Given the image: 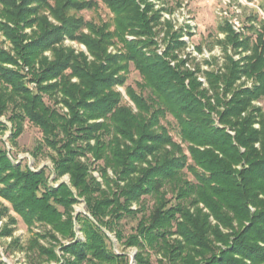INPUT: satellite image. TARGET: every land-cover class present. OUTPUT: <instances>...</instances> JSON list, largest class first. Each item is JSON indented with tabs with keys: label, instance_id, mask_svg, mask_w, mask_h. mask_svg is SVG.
<instances>
[{
	"label": "trees",
	"instance_id": "16d2710c",
	"mask_svg": "<svg viewBox=\"0 0 264 264\" xmlns=\"http://www.w3.org/2000/svg\"><path fill=\"white\" fill-rule=\"evenodd\" d=\"M99 2L110 22L78 15L96 0H0L9 45L0 46V117L10 110L12 140L23 121L37 127L36 151L53 152L54 181L69 178L49 186L44 168L14 164L0 139V199L10 206L0 207V236L14 232L12 211L31 237L10 245L46 264H129L109 247L110 234L135 248L134 264L152 255L157 264H264V19L249 17L238 32L225 21L222 62L202 71L178 58L186 43L182 29L161 21L175 11L164 0ZM131 66L135 88L126 86ZM167 116L179 142L162 124ZM80 201L85 213L74 216ZM126 217L138 218L127 236L117 228ZM36 225L46 230L33 233Z\"/></svg>",
	"mask_w": 264,
	"mask_h": 264
},
{
	"label": "rangeland",
	"instance_id": "374dc122",
	"mask_svg": "<svg viewBox=\"0 0 264 264\" xmlns=\"http://www.w3.org/2000/svg\"><path fill=\"white\" fill-rule=\"evenodd\" d=\"M96 1L98 3L96 10L82 11L78 15L87 21L110 22L112 17L111 14L107 8L99 2V0ZM164 2L167 7L175 10V15H178L176 14V10L179 7H182L184 9L185 16H188L191 19V23L195 24V33L191 37L190 41L195 47L200 46L206 51L207 54L204 55L209 58H204V60L212 62L211 65L208 66L207 70L216 69L222 62L221 50L216 44V41L218 39H222L224 36L219 32V27L223 26L225 21H228L229 24H231L232 29L236 32L233 26L237 27L240 31L243 27H248L252 23L257 25L258 20L264 19V0H164ZM253 16L256 17V20L251 23L248 21V18ZM179 19H181V17ZM234 22L237 23L238 26H235ZM243 32L247 35H252V38L254 37L252 32L246 30L245 28L243 29ZM2 42H4V39L0 35V46H3L4 48L9 47L7 42ZM66 43L71 45L76 50L85 51L84 47L81 45L68 41H66ZM212 58H217V63H215ZM139 81L140 77L138 73L131 66L128 71L126 86L135 88V84ZM30 87L33 88V85ZM116 90L122 94L125 101L128 100L125 96L124 87H117ZM44 100L48 105H52V101L47 98ZM58 108L62 113L67 112L65 108L62 109L59 105ZM9 115L10 110L7 111L5 116L0 117V121L7 127L4 132H0V139L3 142V148L8 152L7 156L10 158L11 162L14 164L20 163L22 167L27 166L32 171H39L44 168L46 176L48 177V185L51 187H56L60 183L69 184V178L67 175L58 178L57 181H54L55 175L53 172V163L50 160V156L53 155V152L47 148H43L39 152L36 151L38 146L42 143V134L37 127L25 120L22 122L21 134L15 140L11 139V124L8 121ZM162 124L168 127L173 139L179 142L178 129L174 120L170 116H167V118L162 121ZM93 167L94 166L91 167V174L94 178L100 181L99 175L96 170H93ZM109 175L111 176L110 172ZM170 196L171 195L168 194V197ZM146 203L148 204V208H150L152 201L146 199ZM1 206L10 208L9 204L2 199H0V207ZM133 208H135V205ZM73 209L74 216L79 213H85V206L82 201L76 204ZM8 216L14 218L16 220V224L11 226V228L14 229L11 237L0 236V264H30L31 262L34 264H46L34 255L26 254L24 251L19 250L18 247L10 245L12 240L18 239L19 246H24L27 243V240L31 237V232L26 228L24 223L15 213L9 211ZM137 221L138 218L134 217L123 218L117 228L123 233V235L127 236L134 232ZM6 222L7 217L0 221V231ZM45 230L46 229L40 227L39 225H36L31 231H33V233H43ZM76 234L77 238L83 239L81 233L78 232L77 226ZM108 236L110 239L108 245L114 253L120 254L124 252L129 257L131 254L135 255V248L126 249L115 240L112 234ZM41 243L44 244V242ZM56 252L58 253L57 250ZM158 259V256L152 255L150 264H157ZM132 264H134V262Z\"/></svg>",
	"mask_w": 264,
	"mask_h": 264
},
{
	"label": "built area",
	"instance_id": "2783aa9c",
	"mask_svg": "<svg viewBox=\"0 0 264 264\" xmlns=\"http://www.w3.org/2000/svg\"><path fill=\"white\" fill-rule=\"evenodd\" d=\"M157 7V6H156ZM175 11H173L171 14L166 13V12H161V21L164 22L165 20L167 21H171L173 24V28L174 30H178V29H182L181 32V38L180 40L186 43V48L183 52L181 53H177L178 58L179 59H187L189 58V60L194 61L195 63H199L200 64V69L202 71L207 70L208 66L204 65L202 62L204 60V58H209L208 56L206 57L207 54L205 50L202 49V52L198 53L196 50V47L194 46V44L190 41L191 37L193 36V34L195 33V24L191 23V19L188 16H185V12L184 9L182 7H179L176 10V14L174 13ZM181 17V19H179ZM235 26H238L237 23L234 22ZM233 28L236 30V32H238L239 30L237 29V27ZM191 33L192 35L189 36L187 33ZM162 36V34H161ZM128 39H131V37H128ZM163 50V47L160 46V48L158 49V54H161ZM112 51V48L109 49V52ZM114 52V51H112ZM171 65H174V62L170 63ZM185 67H187L188 69H190L191 71H194V67L190 64V62H186L185 63ZM197 76V80L203 85L206 86V82H205V78L204 76H202L201 73H196Z\"/></svg>",
	"mask_w": 264,
	"mask_h": 264
},
{
	"label": "water",
	"instance_id": "95a60500",
	"mask_svg": "<svg viewBox=\"0 0 264 264\" xmlns=\"http://www.w3.org/2000/svg\"><path fill=\"white\" fill-rule=\"evenodd\" d=\"M133 257H134V254H131V255H130V259H131V262H130V264H132V263H133Z\"/></svg>",
	"mask_w": 264,
	"mask_h": 264
}]
</instances>
